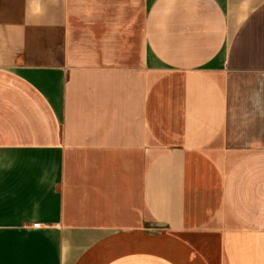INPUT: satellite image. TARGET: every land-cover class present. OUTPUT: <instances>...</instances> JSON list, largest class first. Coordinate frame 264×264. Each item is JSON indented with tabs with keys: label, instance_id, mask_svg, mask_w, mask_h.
Returning <instances> with one entry per match:
<instances>
[{
	"label": "crops",
	"instance_id": "0c3cea01",
	"mask_svg": "<svg viewBox=\"0 0 264 264\" xmlns=\"http://www.w3.org/2000/svg\"><path fill=\"white\" fill-rule=\"evenodd\" d=\"M0 264H264V0H0Z\"/></svg>",
	"mask_w": 264,
	"mask_h": 264
},
{
	"label": "built area",
	"instance_id": "2783aa9c",
	"mask_svg": "<svg viewBox=\"0 0 264 264\" xmlns=\"http://www.w3.org/2000/svg\"><path fill=\"white\" fill-rule=\"evenodd\" d=\"M36 224H38V223H36Z\"/></svg>",
	"mask_w": 264,
	"mask_h": 264
}]
</instances>
